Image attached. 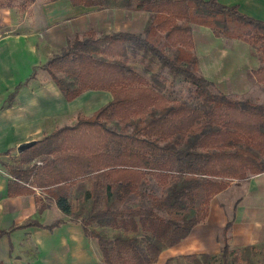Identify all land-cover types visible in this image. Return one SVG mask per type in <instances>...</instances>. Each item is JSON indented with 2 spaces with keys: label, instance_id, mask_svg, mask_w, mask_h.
Segmentation results:
<instances>
[{
  "label": "trees",
  "instance_id": "1",
  "mask_svg": "<svg viewBox=\"0 0 264 264\" xmlns=\"http://www.w3.org/2000/svg\"><path fill=\"white\" fill-rule=\"evenodd\" d=\"M9 1L0 0V6ZM104 1L69 0L85 6ZM116 1L149 12L140 33L97 34L89 28L74 35L59 52L33 65L13 85L5 104L37 68L66 100L87 89L108 90L111 98L0 164L11 176L8 194L32 193L40 209L46 203L35 189L45 191L68 220L95 239L100 257L93 264H149L204 219L209 199L229 179L264 171V104L210 90L212 82L197 69L190 23L209 27L215 36L257 45L259 64L251 74L264 86V20L218 0ZM135 57L141 66L128 62ZM153 60L157 64L151 71ZM163 69L192 85L193 103L169 102L163 96ZM148 178L162 192L148 194L145 204L123 205L141 194ZM61 222L24 220L0 228V235L28 225L51 230ZM230 223L226 220L220 229L221 264L228 252ZM92 224L116 230L108 237ZM200 256L208 264L207 254Z\"/></svg>",
  "mask_w": 264,
  "mask_h": 264
},
{
  "label": "crops",
  "instance_id": "2",
  "mask_svg": "<svg viewBox=\"0 0 264 264\" xmlns=\"http://www.w3.org/2000/svg\"><path fill=\"white\" fill-rule=\"evenodd\" d=\"M218 1L225 4H237V8L240 11L264 20V0ZM27 2L24 6H19L16 1L11 0L6 5L0 6V90L3 92V96H0V105L3 104L0 107V161H5L4 157L8 154L16 156L15 146L17 143L39 138L38 132L32 133V129L37 123L42 120L51 119L52 117L58 118L61 115L60 113L66 110L63 107L62 109L48 113V108L41 107L37 115V109H22V106L26 104V97L34 96L35 91L41 88L44 91H52L60 105L69 104L72 106L75 104L68 109L70 111L79 110L82 107L83 109H81L82 111H80L81 114L79 115L85 116L90 115L97 107L106 103L111 98L108 90L87 89L72 99L66 100L50 79L49 81L52 83L47 81L43 86L40 85L37 88L28 90L29 84L35 81L34 75V77L22 83L14 94V97L9 101V104H5V98L13 85L23 80L30 72L31 67L36 64L33 57L35 53L38 51L45 52L43 60L49 57V47L52 44L47 41L49 39L46 35L54 34L53 38L59 42L67 33L76 32L78 24H86L88 22L84 20L83 14L89 11L90 6L82 4L73 5L69 0H44L38 4L36 0H27ZM104 19L102 21L106 24ZM60 24V28L58 30L55 29V26ZM228 39L243 41L238 38ZM243 42L246 43L245 41ZM246 44L249 45L248 43ZM193 52L197 58L199 73L210 80L216 90L226 94L248 92L247 89L242 88V78L236 73L232 77L235 70L233 68L230 70L224 68L226 66L221 65L223 62L220 58L214 59L212 63H207L210 60L205 58L202 61L203 63H201L195 51L194 41ZM245 52H249V50L247 49ZM246 56L250 58L249 54ZM256 57L257 55L254 58ZM250 63L251 60L246 64V68L251 72V69L256 66L250 65ZM215 71L218 72L220 79L213 77L212 74H215ZM19 77L21 79L17 80ZM249 79L247 77L246 81L254 83L255 79L253 75L252 78L249 76ZM26 83H28V86ZM80 103L81 105L79 106ZM44 113H46V116H44ZM51 130L48 129L46 133ZM7 149L8 152L6 151ZM11 151L12 153H10ZM263 173L264 171L249 174L243 179L235 180V186L243 183H247L248 187L254 186V183L257 181L255 178ZM10 177L0 164V228L19 224L24 220H35L41 224H46L55 218H62L63 222L51 230L40 226L28 225L11 229L8 233L0 235V264H3V262H6V264H93L96 262L93 260L94 255H92L93 239L83 234L78 222L68 220L66 215L55 206L52 199L48 198L45 201V206L39 209V201H35L32 193L8 194L7 181ZM220 192L221 190L217 193ZM35 193L38 194L36 189ZM217 202L214 196L209 199L207 215L204 217L205 220L209 217L211 220L217 222L216 228L222 226L226 221L224 211L215 209ZM240 203L241 197H239L233 208V214L229 217L231 223L227 230L231 243L234 245H244L251 242L254 237V231L250 234L249 228L245 231L244 228L240 227V222H237V220L242 221L245 218L243 212L240 215ZM236 208H238V215L235 221ZM49 210H55L56 217L50 221H46L45 215ZM212 213L217 218H214Z\"/></svg>",
  "mask_w": 264,
  "mask_h": 264
},
{
  "label": "rangeland",
  "instance_id": "3",
  "mask_svg": "<svg viewBox=\"0 0 264 264\" xmlns=\"http://www.w3.org/2000/svg\"><path fill=\"white\" fill-rule=\"evenodd\" d=\"M13 1H16L19 6H24V4L28 3L27 0ZM42 1L44 0H36L37 4ZM88 10V12L83 14L84 20H87L88 22L86 24H76L78 26L76 32L70 34L67 33V35L64 34L65 36L59 42L53 38L54 34H49L48 36L46 35V37L49 39L47 41L51 42L52 44L49 47V56L53 53L59 52L62 48H64L67 41L70 40L74 35L81 36L89 28H94V31L97 34H105L117 30H126L140 33L149 13L145 9L122 5L116 0H106L104 2L90 6ZM103 19L106 21V24L102 21ZM60 26L61 24L55 26V29L58 30ZM190 28L192 39L195 43V51L201 60V63H203L202 61H204L205 58L210 60L207 61V63H212L214 59L217 60L220 58V60L223 62L221 65H225L226 67L224 68L227 70L233 68L235 71L233 72L232 77L235 75L234 73L241 77L243 81L242 88L248 90L247 93L227 95L240 99L246 98L251 101L264 104V86L255 81L254 83L246 81L247 77L248 79L249 76L252 78V74L247 70L246 64H248L250 60V65L253 64V66H257L259 64L257 57L254 58L255 55H258L257 45H247L243 41L237 39L215 37L211 33L210 29L203 25L190 23ZM157 39L162 40L160 36ZM158 45L163 49V45L161 43L158 42ZM247 49L249 52H245ZM164 51L167 52L168 49L164 48ZM248 54L250 55V58L246 56ZM33 57L35 59V63L40 64L42 61H44L43 59L45 57V52L38 51ZM128 62H132L141 66V62L137 61V57L128 58ZM156 64V60H153L150 63L151 71L155 69ZM212 75L215 79H220L218 72ZM19 79H21V77H19L17 80ZM34 79V83H30L29 86L28 83H26L28 90L37 88L40 85L43 86L45 83H47V81H49L47 73L39 68L36 69ZM159 80L163 83L161 93L169 102H183L186 104L194 102L191 94L192 85L183 76L172 75L166 69H163L159 73ZM29 82H31V80H29ZM49 83L52 82L49 81ZM221 84H223V82H221ZM210 90L214 92H220L212 85L210 86ZM35 92L34 96L26 97V104L22 106V109H37V115L41 107L48 108V113L62 109L63 107L66 109L60 113L61 115L58 117L59 119L52 117L51 119L42 120L34 126L32 133L38 132L37 134L39 137L44 135L48 129L51 130L54 127L72 123L75 120V117L81 114L80 111H82V107L79 108V110H68L75 104L72 106L69 104L64 106L62 104L60 105L59 101L54 95V92L52 91H44L41 88ZM0 96H3L2 90H0ZM80 105L81 103L79 106ZM2 106L3 104L0 105V107ZM44 116H46V113H44ZM12 151L10 153H12ZM15 158L16 156L13 154H8L6 157H4L5 161L8 162L13 161ZM82 178H84V182L88 184L86 177ZM235 180L239 179H229L226 187L221 190L220 193H215L213 195L218 201L215 209L224 211V215L226 216L227 220L233 214V208L239 197H241L240 215L243 212L245 218L242 221L237 220V222H240V227L244 228L245 231L249 228L250 234L252 231H254V237L249 243L244 245H234L231 243L230 236L227 234L228 252L226 254L224 264H264V173L255 178L257 181L254 183V186L248 187L247 183L235 186ZM36 191L38 192V195H40L39 198L44 200L43 202L48 199L45 191H39V189H36ZM161 192L162 187L157 185L152 179L148 178L141 187V194L129 197L123 205H134L138 203L145 204L149 200L148 194L158 195ZM237 209L238 208H236L235 212V221L238 215ZM212 215L214 218H217L214 213H212ZM54 217H56L55 210H49L45 215V220L50 221ZM216 223L217 222L211 220L209 217L206 220L204 218L202 221H199L191 227V229L193 228L192 231L190 229L188 234L177 244L162 248L157 254L155 260L149 264H202L203 261L202 257L200 256L202 253L207 254L208 264H221V226L216 228ZM255 225L257 226L256 228ZM91 227L95 229H102L108 237L110 236L111 232L116 230L108 225L92 224ZM92 242V255H94L93 260L98 261L100 257L99 250L95 239H93ZM140 244L143 245V242L140 241ZM3 264H6V262H3Z\"/></svg>",
  "mask_w": 264,
  "mask_h": 264
},
{
  "label": "water",
  "instance_id": "4",
  "mask_svg": "<svg viewBox=\"0 0 264 264\" xmlns=\"http://www.w3.org/2000/svg\"><path fill=\"white\" fill-rule=\"evenodd\" d=\"M34 141H35V139H29V140H25V141H21V142L17 143L15 146L16 152H19V151L23 150L24 148L28 147Z\"/></svg>",
  "mask_w": 264,
  "mask_h": 264
}]
</instances>
